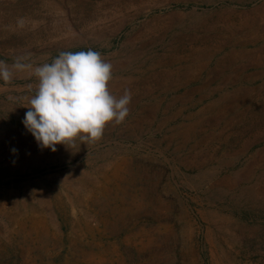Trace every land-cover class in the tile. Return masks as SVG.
Here are the masks:
<instances>
[{
	"label": "rangeland",
	"instance_id": "rangeland-1",
	"mask_svg": "<svg viewBox=\"0 0 264 264\" xmlns=\"http://www.w3.org/2000/svg\"><path fill=\"white\" fill-rule=\"evenodd\" d=\"M88 49L128 115L40 148L34 69ZM0 66V264H264V0H0Z\"/></svg>",
	"mask_w": 264,
	"mask_h": 264
},
{
	"label": "clouds",
	"instance_id": "clouds-1",
	"mask_svg": "<svg viewBox=\"0 0 264 264\" xmlns=\"http://www.w3.org/2000/svg\"><path fill=\"white\" fill-rule=\"evenodd\" d=\"M34 75L38 83L22 124L40 148L54 152L60 144L72 148L76 140L98 139L109 122L121 123L128 115L131 93L111 94L112 65L97 51L61 52L35 67ZM0 77L10 78L6 66H0Z\"/></svg>",
	"mask_w": 264,
	"mask_h": 264
},
{
	"label": "bare ground",
	"instance_id": "bare-ground-1",
	"mask_svg": "<svg viewBox=\"0 0 264 264\" xmlns=\"http://www.w3.org/2000/svg\"><path fill=\"white\" fill-rule=\"evenodd\" d=\"M225 83V82H224ZM54 198H56V196H54ZM78 201V200H77ZM42 208L45 211V219L39 221V225L40 228L42 229V232H44L43 234L46 236L48 231L47 229L51 226L48 227V222L47 219L51 220L52 215H56V216H62L64 214L63 211V206L61 204L60 201H58L57 199H54L52 202L50 203H43ZM20 217V216H19ZM48 217V218H47ZM11 220V219H10ZM52 222V221H51ZM3 229V228H2ZM5 229V228H4ZM28 229V228H27ZM3 231V230H2ZM1 231V232H2ZM6 232V231H5ZM40 235V234H39ZM5 238V237H4ZM192 262V261H191ZM191 264V263H190Z\"/></svg>",
	"mask_w": 264,
	"mask_h": 264
}]
</instances>
